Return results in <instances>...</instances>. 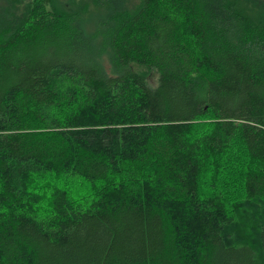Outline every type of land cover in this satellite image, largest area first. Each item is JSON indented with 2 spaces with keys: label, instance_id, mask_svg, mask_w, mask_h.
I'll return each mask as SVG.
<instances>
[{
  "label": "trees",
  "instance_id": "16d2710c",
  "mask_svg": "<svg viewBox=\"0 0 264 264\" xmlns=\"http://www.w3.org/2000/svg\"><path fill=\"white\" fill-rule=\"evenodd\" d=\"M3 4L0 264H264V2Z\"/></svg>",
  "mask_w": 264,
  "mask_h": 264
},
{
  "label": "rangeland",
  "instance_id": "374dc122",
  "mask_svg": "<svg viewBox=\"0 0 264 264\" xmlns=\"http://www.w3.org/2000/svg\"><path fill=\"white\" fill-rule=\"evenodd\" d=\"M2 6H4V4H3V0H0V8H1ZM96 28H97V24H96V23L94 24V22H90V23L88 24V29H89L90 31L93 32V31H95ZM155 82H156V78L152 80V83H153V84H155Z\"/></svg>",
  "mask_w": 264,
  "mask_h": 264
},
{
  "label": "water",
  "instance_id": "95a60500",
  "mask_svg": "<svg viewBox=\"0 0 264 264\" xmlns=\"http://www.w3.org/2000/svg\"><path fill=\"white\" fill-rule=\"evenodd\" d=\"M260 1L264 2V0H260Z\"/></svg>",
  "mask_w": 264,
  "mask_h": 264
}]
</instances>
